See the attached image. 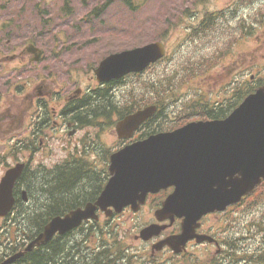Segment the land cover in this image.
<instances>
[{
  "label": "flooded vegetation",
  "instance_id": "obj_1",
  "mask_svg": "<svg viewBox=\"0 0 264 264\" xmlns=\"http://www.w3.org/2000/svg\"><path fill=\"white\" fill-rule=\"evenodd\" d=\"M111 1L95 4L97 0H0L1 175L9 167L23 162L24 173L28 172L34 181L39 169L46 167L42 154L52 148V140H63L65 132L68 134L72 127H79L76 120L81 113L99 115L110 110L109 97L123 79L98 83L94 74L96 62L84 71L77 63L86 58L65 57L64 50L112 47L113 34L125 31L101 18ZM247 3L242 7V0H185L183 4L175 3L173 12L174 18L185 16L182 27L193 31L207 29L208 18L236 17L246 9L252 37V0ZM140 5V0L121 3L123 10L131 13L138 11ZM177 23L175 20V27ZM34 49L41 50L37 62H33V54L29 52ZM66 61L74 63L66 67ZM22 72H28V79L17 85L15 77ZM80 73L85 74L83 80ZM73 77L77 81L71 83ZM225 98L219 96L215 105L223 107ZM24 99L26 104L22 102ZM19 102L22 106L15 108ZM218 110L225 111L224 108ZM203 117L224 116L213 113ZM23 188L32 199L24 198ZM14 193L16 200L12 208L6 216L0 217V264H193L194 261L198 264H264V217L242 218V223L237 217L214 216L217 221L210 224L202 220L197 231L212 235L214 240L201 245H219L222 249L217 250V254L206 249L205 255L196 253L194 259L189 248L177 252L160 243L179 231V218H172L171 225L158 235L147 240L140 237L143 227L168 223L167 219L160 221L154 216L161 202L147 199L137 211L126 207L119 215L106 216L97 209V217L85 219L70 231L56 232L49 240L35 243L53 216H63L69 209L83 208L85 204L41 200L38 194L31 196L30 188L18 183ZM147 205L149 216H137ZM121 221L124 226L119 228ZM114 223L117 226L113 227ZM191 243L195 241L190 240L186 247Z\"/></svg>",
  "mask_w": 264,
  "mask_h": 264
},
{
  "label": "water",
  "instance_id": "obj_2",
  "mask_svg": "<svg viewBox=\"0 0 264 264\" xmlns=\"http://www.w3.org/2000/svg\"><path fill=\"white\" fill-rule=\"evenodd\" d=\"M163 54L160 42L114 54L102 63L98 77L142 70ZM154 111V106H148L126 116L117 124V131L130 136ZM111 160L113 175L98 204H112L119 211L128 202L143 201L148 191L174 184L164 209L185 218L177 237L183 243L195 236L193 228L203 214L238 202L264 178V87L247 96L223 120L189 124L149 137L120 149ZM18 172L17 168L9 170L0 182V214L13 201L12 186ZM91 210L87 207L83 217ZM67 220L56 218L48 228L72 225Z\"/></svg>",
  "mask_w": 264,
  "mask_h": 264
},
{
  "label": "rangeland",
  "instance_id": "obj_3",
  "mask_svg": "<svg viewBox=\"0 0 264 264\" xmlns=\"http://www.w3.org/2000/svg\"><path fill=\"white\" fill-rule=\"evenodd\" d=\"M120 0H112L111 5L106 7V10L104 13L101 14V18L107 19L111 21L112 23H116L119 27H122L125 31V33L128 36V40L132 42H142L147 41L150 39H153L156 37V39L160 36L157 32H155L154 28L161 27L164 29L166 27V22L170 20V7L172 4V0H144L143 8L141 7V10L139 11V14L131 15L130 12H127L125 9L123 10ZM103 2V0H97V3ZM92 4L91 6L95 5ZM260 9V10H259ZM157 19V20H156ZM155 24L153 21H155ZM160 20V22H159ZM164 20H167L164 22ZM154 24V28H153ZM117 33V32H115ZM121 34V32H120ZM219 34L225 36L223 40L231 39V33H229V30L227 27H221L219 29ZM161 39L163 42H165L167 48L169 49V57L175 54V56L178 54L185 53L184 55L187 57V59L190 61V57L193 53L197 52L198 50H195L194 43L195 41L199 40L201 37V34H199L198 37L192 36V34H189V32H185L184 30H176L173 32H162ZM264 1L263 0H256V4L254 7H252V37L251 33H249L248 26H244L242 28V32L235 37L234 42L235 45L232 47L229 46L227 43H223L221 40L219 42L221 43V46L223 48H219L220 51L216 55L214 53L215 48L214 47H206L201 50L203 58L198 59L200 62L199 64V71H206L207 65L215 66L218 63L221 64L223 67L224 65L228 67L232 66L233 64L236 65V68H240L241 72H244L246 74V78L250 75L251 72H258V78L264 79ZM262 41V42H261ZM115 44V43H114ZM178 44V48H176V45ZM232 51V53H230ZM106 49H101L100 53L105 52ZM106 54V53H105ZM215 56L216 59H210L207 58L208 56ZM196 59V58H195ZM168 60V59H167ZM167 60L164 59L163 62H161L157 67H155L153 70L151 69L152 73L149 72L146 73L143 76L131 78L124 82V84L119 87L116 90V95L118 100H121L122 104H125L126 102H132V101H138L140 100L142 93H145V95H150L151 91L149 88H144L142 82L144 80L150 81V77H153V79L156 81V83L160 84L161 76L164 70L169 69V67H173V63L167 68L166 62ZM88 63H90V56L88 57ZM191 63V62H190ZM192 64V63H191ZM89 67V66H87ZM219 67V66H218ZM218 67H214L213 72H216L218 70ZM83 68V67H82ZM84 69V68H83ZM86 69H84L85 71ZM218 73H214L211 77L209 76H202V78L192 77L188 78V80L184 81L180 87L181 93H178V100H189L197 101V102H203L209 98L210 95H213L217 88H220L219 85H216V83H219L222 81L223 84H227L226 80V74L224 73V80H216L220 79L221 76L217 75ZM81 80L85 78V74H80ZM231 81V80H230ZM248 82V80H246ZM245 80H241L240 82V89L246 88ZM249 85V84H248ZM160 90V89H159ZM118 91V92H117ZM157 89L154 90V94L157 93ZM160 94V91H159ZM232 94V93H230ZM165 109L168 107V103L164 102ZM185 119L187 116L184 117ZM91 137L92 141L95 138V132L96 130L91 129ZM87 134V130H85L84 135ZM116 134H113L111 131H107L104 129V133L101 135V141L100 149L98 153H100L102 156L105 155L106 150H110L111 148L115 147L117 145V141L115 139ZM66 148L64 150V156H66L67 151H69V146L66 144ZM0 147V151H1ZM95 156L94 153H90V158L93 159ZM257 197V198H256ZM255 200H264V188L257 189L254 194H252V197L250 199ZM153 201V200H151ZM258 207L257 205H254ZM149 205L145 206V208L139 213L137 216L140 218H147L149 216L148 211ZM258 214L257 216L264 217V204L259 209H256ZM255 213V210H254ZM226 215L239 218V222H242L241 216L249 215L252 216V205L251 207L247 208L245 206L236 207L233 210L229 211ZM215 218L212 217V220L210 223H214ZM238 226H241L238 224ZM197 250L193 251V253H201L205 255L206 249H211L212 252L215 254V247L213 246H206V245H199L197 247ZM219 258H222V255L218 256Z\"/></svg>",
  "mask_w": 264,
  "mask_h": 264
},
{
  "label": "trees",
  "instance_id": "obj_4",
  "mask_svg": "<svg viewBox=\"0 0 264 264\" xmlns=\"http://www.w3.org/2000/svg\"><path fill=\"white\" fill-rule=\"evenodd\" d=\"M182 77V76H181ZM179 81L183 82L184 79L178 78ZM176 84L177 80L174 78L173 71L171 70H165L162 73L161 80H160V100L159 103L162 104L161 106L163 107L164 102H169L172 98L173 93L175 92L176 89ZM243 95V94H242ZM161 107V112H160V121L159 124L156 125L154 123V120L151 119L152 121H149L148 123L145 124V131L148 132L150 131H164V130H170L175 127L173 120L170 119L167 115H164V111ZM167 114V113H166ZM67 186L66 188H59L54 190L52 193H49V200L57 201L58 199L56 197H59V201L63 200L66 202H70V200H81L84 196V192H79L77 191L76 185L69 187V181H67ZM48 195V194H47ZM89 196V195H88ZM251 201L252 204V200Z\"/></svg>",
  "mask_w": 264,
  "mask_h": 264
},
{
  "label": "bare ground",
  "instance_id": "obj_5",
  "mask_svg": "<svg viewBox=\"0 0 264 264\" xmlns=\"http://www.w3.org/2000/svg\"><path fill=\"white\" fill-rule=\"evenodd\" d=\"M58 200L57 201H59V197H56Z\"/></svg>",
  "mask_w": 264,
  "mask_h": 264
}]
</instances>
